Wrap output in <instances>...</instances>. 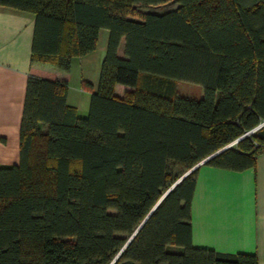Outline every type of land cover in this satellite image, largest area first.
Here are the masks:
<instances>
[{
	"label": "trees",
	"instance_id": "trees-1",
	"mask_svg": "<svg viewBox=\"0 0 264 264\" xmlns=\"http://www.w3.org/2000/svg\"><path fill=\"white\" fill-rule=\"evenodd\" d=\"M167 1L0 0L34 13L32 61L64 71L109 30L86 115L66 79L28 78L20 160L0 165V264H259L194 245L191 204L202 164L243 170L264 150V0L147 9Z\"/></svg>",
	"mask_w": 264,
	"mask_h": 264
},
{
	"label": "crops",
	"instance_id": "crops-1",
	"mask_svg": "<svg viewBox=\"0 0 264 264\" xmlns=\"http://www.w3.org/2000/svg\"><path fill=\"white\" fill-rule=\"evenodd\" d=\"M34 27V13L0 4V165L20 160V126L29 76L66 79L64 74L70 72L75 60L82 66H92L106 55L109 30L101 28L97 47L73 57L69 71L33 62ZM100 42L99 55H93ZM119 51L123 53L124 41ZM82 69V82L90 81L86 74L89 70ZM118 86L127 89L117 84L116 91ZM82 88L89 89L84 85ZM69 96L68 91V102L81 115L80 102L69 101ZM191 206L194 245L223 252L256 253L259 264H264V150L257 155L254 166L243 170L202 164Z\"/></svg>",
	"mask_w": 264,
	"mask_h": 264
},
{
	"label": "rangeland",
	"instance_id": "rangeland-1",
	"mask_svg": "<svg viewBox=\"0 0 264 264\" xmlns=\"http://www.w3.org/2000/svg\"><path fill=\"white\" fill-rule=\"evenodd\" d=\"M176 3L174 0H169L163 4L155 5V6H148L147 9L151 10H157V11H164L171 9L173 7H176ZM102 43L100 42L97 50L94 52L93 55H99L100 53V46ZM102 61L103 60H98L97 63L95 62L94 65L88 66L84 64L83 66L78 62V60H75L73 68L70 70V72L64 74V78L68 81L69 84V101L75 102L78 101L80 102V113L81 115H85L89 111V106H90V99H91V92L92 89H86L83 90L81 85L82 79L80 77L81 72L83 71L82 68L88 69V78L90 81L93 83L94 90H97L98 83H99V78H100V72H101V66H102ZM178 86V92L181 95L185 96H191L195 98H200L203 95V86L199 83L195 82H190V81H183L180 80L177 82ZM91 90V91H89ZM117 92L119 94H123L124 90L121 86L117 87ZM82 93V94H81ZM85 105H87L85 107Z\"/></svg>",
	"mask_w": 264,
	"mask_h": 264
},
{
	"label": "water",
	"instance_id": "water-1",
	"mask_svg": "<svg viewBox=\"0 0 264 264\" xmlns=\"http://www.w3.org/2000/svg\"><path fill=\"white\" fill-rule=\"evenodd\" d=\"M264 124V122L263 123H261L258 127H260V126H262ZM257 127V128H258ZM249 133V132H248ZM243 137V136H242ZM242 137H239L238 139H236L234 142H237L238 140H240ZM234 142H232V143H230V144H228V145H226L225 147H223V148H221L220 150H218V151H216L215 153H213V154H211V155H209L208 157H206V158H204L202 161H200L198 164H196L195 166H193L192 168H190L189 170H187L180 178H178L174 183H173V185L166 191V193L167 192H169L180 180H182L188 173H190L192 170H194L196 167H198L199 165H201L202 163H204V162H206V161H208L211 157H213L214 155H216L217 153H219L220 151H222L223 149H225V148H227V147H229V146H231V145H233L234 144ZM165 193V194H166ZM145 221V220H144ZM143 224V223H142ZM141 224V225H142ZM140 225V226H141ZM140 226H139V228H140ZM138 228V229H139ZM137 229V230H138ZM137 232V231H136ZM135 232V233H136ZM134 233V234H135ZM134 234L130 237V239H129V241L131 240V238L134 236ZM128 241V242H129ZM127 244V243H126ZM125 244V245H126Z\"/></svg>",
	"mask_w": 264,
	"mask_h": 264
}]
</instances>
